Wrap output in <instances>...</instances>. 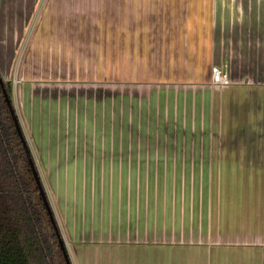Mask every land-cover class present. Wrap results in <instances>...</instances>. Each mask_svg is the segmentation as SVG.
<instances>
[{"label":"crops","instance_id":"crops-1","mask_svg":"<svg viewBox=\"0 0 264 264\" xmlns=\"http://www.w3.org/2000/svg\"><path fill=\"white\" fill-rule=\"evenodd\" d=\"M0 74L71 264H264V0H0Z\"/></svg>","mask_w":264,"mask_h":264},{"label":"trees","instance_id":"trees-1","mask_svg":"<svg viewBox=\"0 0 264 264\" xmlns=\"http://www.w3.org/2000/svg\"><path fill=\"white\" fill-rule=\"evenodd\" d=\"M34 173L39 176L13 106L11 82L0 74V264H71Z\"/></svg>","mask_w":264,"mask_h":264},{"label":"rangeland","instance_id":"rangeland-1","mask_svg":"<svg viewBox=\"0 0 264 264\" xmlns=\"http://www.w3.org/2000/svg\"><path fill=\"white\" fill-rule=\"evenodd\" d=\"M3 5H5V1L3 3ZM39 6H40V2L39 4L37 5L36 9H35V12H34V16H33V19L35 18L37 12H38V9H39ZM8 11V10H7ZM32 19V20H33ZM79 28H76V30H78ZM110 29V28H109ZM29 30H32V27L29 28ZM90 31H91V39H90V42H86L84 43V41H76L75 44H74V47L76 49V62H75V70H76V77L74 78L75 80L78 79V80H81V81H90L87 77H90L91 78V81L90 82H86V83H102V84H106V83H111V80H109L108 78L109 77H115V74L116 73V64L114 63V66H113V71L111 70V67H112V63H113V59H112V56H114V54L109 52L108 53V69L107 67L105 68L102 67L101 70H100V66H101V63H100V55H101V52H100V49L101 48V42H99V35H100V32H99V28H90ZM104 43V41L102 42ZM137 44V43H136ZM86 45V46H85ZM109 45H113V43H108V46ZM138 45V44H137ZM104 46H105V43H104ZM92 48V49H90ZM89 49H90V52H89ZM86 50V53L84 52ZM86 55V57H85ZM115 62V61H114ZM107 63V62H106ZM100 65V66H99ZM226 69L227 67L224 66ZM84 68V69H83ZM83 70V71H81ZM90 70V73L91 75L88 74V71ZM103 73V75H100L99 72L100 71ZM110 72V73H109ZM81 79H79V78ZM82 79H85V80H82ZM10 82H12L10 80ZM261 83L260 81L257 82V84ZM262 85V84H261ZM115 86V85H114ZM112 87H108L109 90H102L100 92V90H98L99 93H101L102 95L106 93H111V95L114 93L113 90H112ZM258 88H261L259 91H256L258 90ZM252 96H250L252 99L253 98H258V99H264V87H257V86H252ZM87 93L89 94L87 99L89 102L90 101V93H91V90H88ZM96 93V91H95ZM105 98L103 96H101V102L99 101V109H97V111H93L92 108L93 106L95 105V101L91 102V105L92 107L89 108V110H92L91 113L88 114V121L90 123V127H91V131L93 132V122L95 123V127H97V129H101V130H104V127H105V122H104V111H105V103L103 102ZM117 101L120 102V97L116 98ZM107 100V99H106ZM121 105V104H120ZM90 106V104H88V107ZM262 113V112H261ZM264 113V112H263ZM106 115H108V112H106ZM120 116V115H118ZM117 116V117H118ZM253 116L251 115V121H250V125L253 126V124H256L258 122H256L253 118ZM231 125H234L237 127L238 130H241V131H244L245 129V125L243 124V122L241 123H238V122H232ZM232 127L231 130H230V127L227 126L228 130L230 131V133H234L236 132V129L235 127ZM208 129H211V126L209 127H206ZM217 131L221 130V128L219 127H215ZM256 128H259L258 131L259 132H254L252 135H262L264 134V129L263 128H260V127H256ZM235 129V130H234ZM238 134V133H236ZM232 143V142H231ZM231 143H229L231 145ZM233 144V143H232ZM264 144V139L261 138H258V137H253L252 140H251V146L253 145H263ZM234 146H246V145H243L242 142H235L234 140ZM40 173L39 175H42L43 174V177L45 179V176L47 177V172H39ZM118 174H121L123 172H117ZM117 173H113L112 171H110V175H114V174H117ZM127 173V172H126ZM45 175V176H44Z\"/></svg>","mask_w":264,"mask_h":264},{"label":"built area","instance_id":"built-area-1","mask_svg":"<svg viewBox=\"0 0 264 264\" xmlns=\"http://www.w3.org/2000/svg\"><path fill=\"white\" fill-rule=\"evenodd\" d=\"M211 83L213 85L227 86L230 80L224 66H214L211 69Z\"/></svg>","mask_w":264,"mask_h":264},{"label":"water","instance_id":"water-1","mask_svg":"<svg viewBox=\"0 0 264 264\" xmlns=\"http://www.w3.org/2000/svg\"><path fill=\"white\" fill-rule=\"evenodd\" d=\"M29 158L31 159V157L29 156ZM35 174V176H36V181L37 182H40V178H39V176H38V174L37 173H34ZM41 194L43 193V189H41ZM44 196V195H43ZM44 199H45V196H44ZM47 201V200H46ZM48 205H47V207H48V209L50 210L51 209V207H50V205H49V203H47Z\"/></svg>","mask_w":264,"mask_h":264}]
</instances>
